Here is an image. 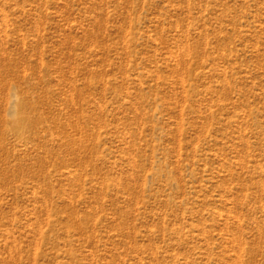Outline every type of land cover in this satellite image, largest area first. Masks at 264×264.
<instances>
[{
	"label": "rangeland",
	"instance_id": "obj_1",
	"mask_svg": "<svg viewBox=\"0 0 264 264\" xmlns=\"http://www.w3.org/2000/svg\"><path fill=\"white\" fill-rule=\"evenodd\" d=\"M0 264H264V0H0Z\"/></svg>",
	"mask_w": 264,
	"mask_h": 264
}]
</instances>
